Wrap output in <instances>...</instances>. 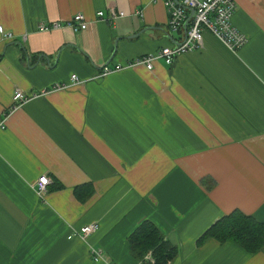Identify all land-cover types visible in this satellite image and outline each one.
Listing matches in <instances>:
<instances>
[{
	"label": "crops",
	"instance_id": "crops-1",
	"mask_svg": "<svg viewBox=\"0 0 264 264\" xmlns=\"http://www.w3.org/2000/svg\"><path fill=\"white\" fill-rule=\"evenodd\" d=\"M237 3L239 50L207 31L148 70L127 64L181 37L163 0H0V264H153L130 240L146 220L167 264H264V246L204 236L233 211L264 222V0ZM110 8L125 16L97 20ZM77 12L87 29L38 30ZM17 89L50 91L9 113Z\"/></svg>",
	"mask_w": 264,
	"mask_h": 264
},
{
	"label": "built area",
	"instance_id": "built-area-1",
	"mask_svg": "<svg viewBox=\"0 0 264 264\" xmlns=\"http://www.w3.org/2000/svg\"><path fill=\"white\" fill-rule=\"evenodd\" d=\"M157 1V0H154ZM168 9V28L171 32L180 33L181 37L177 44L171 47H163L159 51L139 56L134 61H131L127 66L142 65L148 70L154 69L156 63L163 59L167 64H172L176 57L194 51L200 48L205 32H210L216 36L222 43L232 51L239 50L247 42V36L241 33L232 23L233 16L237 9V0H163ZM192 11L194 13L192 14ZM125 16V12L118 11L114 8L108 9L107 13L103 10L97 12V20H105L113 22L119 17ZM90 19L83 13L77 12L67 20H52L41 22L38 25V30L49 32L60 29L62 27H70L74 31H82L88 28ZM187 23V29L184 31V25ZM0 33L5 39L14 40L15 35L10 31H6L3 26H0ZM26 39V35H23ZM116 69L122 67L116 66ZM113 68L104 66L103 75L109 74ZM82 82V79L76 74L71 76L70 83H58L53 86L52 90H61L71 85ZM50 90L40 92H23L17 89L13 94L12 104L9 108V113L18 109L21 105L28 102L34 97L45 94ZM3 128V126L1 127ZM51 183L48 176H42L38 179L34 186L37 194L43 197L47 192V186ZM99 225L92 223L85 225L78 230L76 234H80L86 238L96 230ZM100 250H96L97 260L100 258ZM154 262V259H152Z\"/></svg>",
	"mask_w": 264,
	"mask_h": 264
},
{
	"label": "trees",
	"instance_id": "trees-1",
	"mask_svg": "<svg viewBox=\"0 0 264 264\" xmlns=\"http://www.w3.org/2000/svg\"><path fill=\"white\" fill-rule=\"evenodd\" d=\"M57 184L53 189H63ZM78 196V188L74 189ZM220 242L238 243L250 253H256L264 246V222L240 211H233L221 217L204 235ZM131 244L139 254L152 252L153 264H167L175 256V247L164 239L159 229L151 221H143L131 235ZM152 262V261H151Z\"/></svg>",
	"mask_w": 264,
	"mask_h": 264
},
{
	"label": "water",
	"instance_id": "water-1",
	"mask_svg": "<svg viewBox=\"0 0 264 264\" xmlns=\"http://www.w3.org/2000/svg\"><path fill=\"white\" fill-rule=\"evenodd\" d=\"M194 13V11H192V14ZM187 29V23L184 25V31ZM143 31V30H142ZM141 32V31H140ZM140 32L134 34V35H131L129 36L130 38H133V37H136V36H139ZM177 44V42H175Z\"/></svg>",
	"mask_w": 264,
	"mask_h": 264
}]
</instances>
